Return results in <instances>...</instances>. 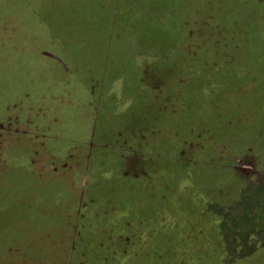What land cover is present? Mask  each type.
Returning a JSON list of instances; mask_svg holds the SVG:
<instances>
[{
    "label": "rangeland",
    "instance_id": "rangeland-1",
    "mask_svg": "<svg viewBox=\"0 0 264 264\" xmlns=\"http://www.w3.org/2000/svg\"><path fill=\"white\" fill-rule=\"evenodd\" d=\"M262 52L264 0H0V264H264Z\"/></svg>",
    "mask_w": 264,
    "mask_h": 264
},
{
    "label": "trees",
    "instance_id": "trees-1",
    "mask_svg": "<svg viewBox=\"0 0 264 264\" xmlns=\"http://www.w3.org/2000/svg\"><path fill=\"white\" fill-rule=\"evenodd\" d=\"M145 1V0H144ZM158 1V0H156ZM171 13V12H170ZM164 15V14H163ZM158 17V19H160V15L159 13L156 15ZM151 26V25H150ZM172 31V29H171ZM148 34L149 35H153V30L152 29H148ZM261 54H264V52H262ZM261 65L264 63V61H260ZM263 72H261L264 75V68L261 69ZM255 102L262 104V109L260 107H258V110L256 111V113H258L259 115L256 116L255 118H258L259 121H263L264 122V79H261L256 87V89L253 91V98L252 100L248 103V106H252ZM256 121V120H255ZM255 123V122H254ZM263 128V127H262ZM80 235V234H79ZM77 252L73 253L76 255ZM82 257H79V260H81Z\"/></svg>",
    "mask_w": 264,
    "mask_h": 264
}]
</instances>
